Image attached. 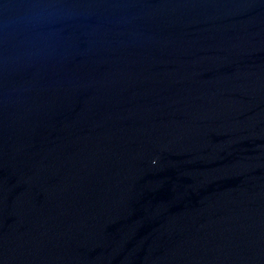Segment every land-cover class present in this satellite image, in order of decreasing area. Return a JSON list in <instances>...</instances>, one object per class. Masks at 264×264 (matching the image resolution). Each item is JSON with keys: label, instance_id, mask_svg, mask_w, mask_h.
Here are the masks:
<instances>
[{"label": "water", "instance_id": "1", "mask_svg": "<svg viewBox=\"0 0 264 264\" xmlns=\"http://www.w3.org/2000/svg\"><path fill=\"white\" fill-rule=\"evenodd\" d=\"M0 264H264V0H0Z\"/></svg>", "mask_w": 264, "mask_h": 264}]
</instances>
